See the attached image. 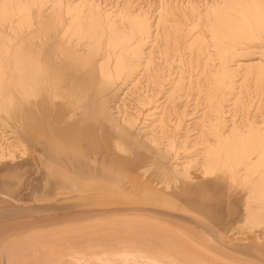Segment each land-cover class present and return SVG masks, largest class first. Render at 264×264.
<instances>
[{"label":"bare ground","instance_id":"6f19581e","mask_svg":"<svg viewBox=\"0 0 264 264\" xmlns=\"http://www.w3.org/2000/svg\"><path fill=\"white\" fill-rule=\"evenodd\" d=\"M263 87L264 0H0V264H264Z\"/></svg>","mask_w":264,"mask_h":264},{"label":"rangeland","instance_id":"374dc122","mask_svg":"<svg viewBox=\"0 0 264 264\" xmlns=\"http://www.w3.org/2000/svg\"><path fill=\"white\" fill-rule=\"evenodd\" d=\"M260 92H262L263 94H264V87H263V90H260ZM191 99H192V96L190 97ZM262 101V100H261ZM263 103H264V100L262 101ZM195 105H196V103H195V101H194V99H192L191 100V104H190V106L188 107V109H189V111L190 112H192L193 113V110L195 109ZM200 108H203V106H201ZM263 110H264V108H263ZM194 115H196V114H193V116ZM189 117H192V115H190ZM191 121L192 122H195L196 121V117L195 118H191ZM10 130H7L6 128H4L3 127V125H1L0 124V142H5V143H11L13 146H16L18 143H16L15 141H14V136H13V134H10ZM22 148V146H19V147H17L16 149H15V151H16V153H19V150ZM35 173H33L34 175H31V173H29L28 174V176L26 175L25 177H23V176H21V174L19 175V174H16V172H14V173H12V174H14V175H9L10 177H12V180L13 181H15V187H16V190L17 189H19L21 186H22V182H23V184L25 183V185L24 186H22V188H20L21 189V192H23V196H25L24 195V193L25 194H31V187H36L34 184L35 183H38L39 181H40V179L37 181L35 178H33L35 175H40V173H41V170H36V171H34ZM31 176V177H30ZM3 177H5V175H3V176H0V178H3ZM28 178H30V180L28 179ZM14 187V188H15ZM17 187H19V188H17ZM19 189V190H20ZM19 190H17V191H19ZM11 191V190H10ZM28 196V195H27Z\"/></svg>","mask_w":264,"mask_h":264}]
</instances>
